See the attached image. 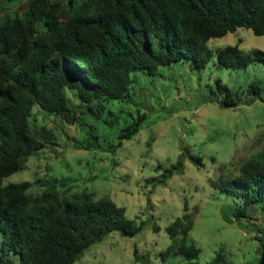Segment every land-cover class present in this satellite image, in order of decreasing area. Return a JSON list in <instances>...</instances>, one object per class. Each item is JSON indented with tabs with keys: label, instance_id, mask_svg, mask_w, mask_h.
I'll return each instance as SVG.
<instances>
[{
	"label": "trees",
	"instance_id": "obj_1",
	"mask_svg": "<svg viewBox=\"0 0 264 264\" xmlns=\"http://www.w3.org/2000/svg\"><path fill=\"white\" fill-rule=\"evenodd\" d=\"M4 1L16 0L0 3ZM5 7L0 4V11ZM239 27L264 34V0H30L22 14L5 18L0 24V264H72L111 232L133 236L141 229L112 199H95L86 190L61 192L58 178L38 179L39 193L28 192L31 181L3 184L4 178L26 167L31 155L57 145L51 129L31 124L33 105L82 126L87 145H94L95 123L105 114V101L127 96L132 71L154 75L158 67L179 60L202 69L213 55L208 40ZM216 59L221 66L239 68L254 61L264 64V52L243 54L237 44L227 45L216 51ZM221 86L225 94L215 99L224 107L237 106V94ZM263 90L259 81L248 92L264 101ZM143 120L145 114L139 113L125 125L120 142L131 138ZM191 158L200 163V157ZM183 166L180 154L158 182ZM228 166L219 167L211 180L238 200L222 204V218L255 233L260 254L264 154L248 158L236 174L229 173ZM191 225L185 212L166 226L171 244L158 253L160 260L180 257L177 264H228L221 252L200 263V249L187 240ZM10 252L18 254L15 263L4 260ZM133 253L136 260L145 257L136 248ZM142 262L151 264L149 259Z\"/></svg>",
	"mask_w": 264,
	"mask_h": 264
},
{
	"label": "rangeland",
	"instance_id": "obj_2",
	"mask_svg": "<svg viewBox=\"0 0 264 264\" xmlns=\"http://www.w3.org/2000/svg\"><path fill=\"white\" fill-rule=\"evenodd\" d=\"M29 1L0 3L6 6L0 11V24L10 14H22ZM235 44L243 54L254 49L264 52V34L239 27L209 39L207 46L213 55L199 70L192 61L179 60L158 67L154 75L132 71L127 96L105 101V114L95 123L98 143L94 145H87L88 135L82 126L33 105L31 124L51 129L57 145L31 155L26 167L4 178L3 184L31 181L28 192L39 193L38 179L58 178L62 180L58 185L61 192L86 190L95 199L108 197L141 224L133 236L111 232L72 264H144L146 259L151 264H177L180 257L161 261L158 253L171 244L166 226L185 212L192 220L187 240L200 249V263L211 261L218 252L228 264H252L260 256L256 234L222 218V204L233 205L237 198L211 184L219 167L229 165V173L236 174L241 163L264 154V101L248 92L252 83H264V64L219 65L216 51ZM217 81L237 94V106L219 104L215 97H223L225 91ZM66 93L73 97L71 90ZM139 113L145 114L139 130L120 142L121 129ZM76 141L84 147H75L80 145ZM180 154L183 169L158 182L163 169ZM191 156L200 157V163ZM1 240L0 230V246ZM134 248L145 257L136 260ZM5 259L15 263L18 254L10 252Z\"/></svg>",
	"mask_w": 264,
	"mask_h": 264
},
{
	"label": "water",
	"instance_id": "obj_3",
	"mask_svg": "<svg viewBox=\"0 0 264 264\" xmlns=\"http://www.w3.org/2000/svg\"><path fill=\"white\" fill-rule=\"evenodd\" d=\"M256 264H264V242L261 244V252Z\"/></svg>",
	"mask_w": 264,
	"mask_h": 264
}]
</instances>
